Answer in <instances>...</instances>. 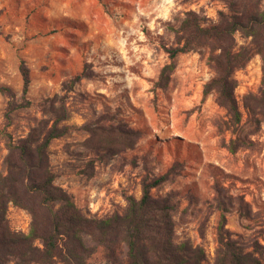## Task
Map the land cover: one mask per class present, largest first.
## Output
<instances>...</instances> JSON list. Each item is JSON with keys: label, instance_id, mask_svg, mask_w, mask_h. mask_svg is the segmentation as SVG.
I'll use <instances>...</instances> for the list:
<instances>
[{"label": "rangeland", "instance_id": "rangeland-1", "mask_svg": "<svg viewBox=\"0 0 264 264\" xmlns=\"http://www.w3.org/2000/svg\"><path fill=\"white\" fill-rule=\"evenodd\" d=\"M190 11L211 25L228 5L0 0V86L12 92H0V173L10 142L66 116L58 124L66 134L48 154L55 184L84 215L123 213L128 196L140 199L144 184L165 177L151 193L174 204L177 240L204 247L203 264L216 263L223 215L232 238L247 251L259 244L264 259V124L246 108L261 89L263 61L252 39L237 33V48L251 53L233 75L241 113L235 123L215 92L206 94L220 51L168 53L178 47L177 30ZM22 63L30 71L26 94ZM7 221L14 232L30 231V214L12 204ZM86 242L96 247L89 264H112L104 247Z\"/></svg>", "mask_w": 264, "mask_h": 264}, {"label": "trees", "instance_id": "trees-1", "mask_svg": "<svg viewBox=\"0 0 264 264\" xmlns=\"http://www.w3.org/2000/svg\"><path fill=\"white\" fill-rule=\"evenodd\" d=\"M226 1L228 12H220L215 24L205 25L195 12H187L177 30L178 47L168 53L176 58L201 48L220 51L213 58L215 76L208 83L206 94L215 92L218 104L239 123L241 113L234 96L233 75L247 64L251 50L238 49L235 35L251 38L263 61V77L259 94L248 99L246 108L264 124L263 0ZM21 73L26 94L31 79L24 63ZM0 92L12 95L5 86H0ZM64 120L66 116L58 118L49 129L41 123L21 142L8 144L7 170L0 173V264H7L10 259L16 264H89L96 247L89 246L87 238L107 250L112 264H203L207 258L204 247L177 240L174 204L169 198H156L151 193L165 177L144 184L140 199L128 196V207L123 213L97 219L81 212L73 196L55 184L48 154L51 142L66 134V128L58 126ZM9 204L30 214L28 234L11 230L7 221ZM226 225L223 215L215 264H264L260 245L247 251L232 238Z\"/></svg>", "mask_w": 264, "mask_h": 264}]
</instances>
